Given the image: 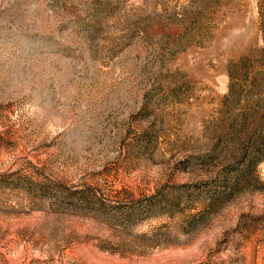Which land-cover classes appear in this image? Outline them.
Segmentation results:
<instances>
[{
    "label": "rangeland",
    "instance_id": "1",
    "mask_svg": "<svg viewBox=\"0 0 264 264\" xmlns=\"http://www.w3.org/2000/svg\"><path fill=\"white\" fill-rule=\"evenodd\" d=\"M0 264H264V0H0Z\"/></svg>",
    "mask_w": 264,
    "mask_h": 264
}]
</instances>
